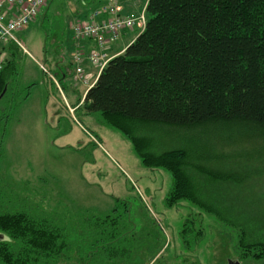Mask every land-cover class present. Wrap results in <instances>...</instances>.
<instances>
[{
  "label": "rangeland",
  "instance_id": "rangeland-1",
  "mask_svg": "<svg viewBox=\"0 0 264 264\" xmlns=\"http://www.w3.org/2000/svg\"><path fill=\"white\" fill-rule=\"evenodd\" d=\"M97 1L46 0L39 16L15 34L28 54L20 52L17 80L0 105V127L5 128L0 137V192L5 194L0 195L5 201H0L5 207L1 210L49 216L53 224L71 227L72 264L84 259L78 252L89 247H103L106 251L97 256L104 254L106 264L234 261V236L212 217L201 219L204 235L196 250L183 252L179 232L185 220H197V212L184 203L177 208L165 205L171 175L145 167L129 140L97 114L82 108L70 111L86 89L72 78L70 26L89 20ZM120 1L142 6L146 0ZM237 127L210 123L177 128L143 122L135 123L132 133L148 142L152 152L185 151L189 161L227 173L226 181L213 182L216 200L242 207L252 228L264 234L263 134ZM88 218H107L101 242L79 229ZM112 237L118 240L103 246Z\"/></svg>",
  "mask_w": 264,
  "mask_h": 264
},
{
  "label": "trees",
  "instance_id": "trees-1",
  "mask_svg": "<svg viewBox=\"0 0 264 264\" xmlns=\"http://www.w3.org/2000/svg\"><path fill=\"white\" fill-rule=\"evenodd\" d=\"M101 2L105 3L96 8ZM94 5L96 23L142 15L144 25L134 24L119 32L117 39L126 31L137 35L86 85L76 82L86 89L70 111L82 108L87 114H97L129 140L145 167L171 175L165 205L177 208L184 203L197 212V220H185L179 232L183 252L189 255L196 250L204 235L201 219L212 217L234 236L237 264H264V234L252 228L251 217L242 207L216 200L213 182L226 181L227 173L189 161L185 151L152 152L148 142L132 133L134 124L143 122L177 128L235 124L240 130L262 132L259 139L264 140V0H146L138 14L129 16L122 14L116 0H98ZM79 22L70 26L73 45L72 26ZM92 47L93 43L89 50ZM20 52L28 54L16 43L0 44V105L17 80ZM72 63L73 78L77 64ZM55 86L62 96L61 87ZM3 114L0 109V117ZM4 131L1 126L0 137ZM3 203L0 234L5 239L0 241V264H72L68 257L73 250L71 227L53 224L49 216L32 218L25 212L1 210ZM104 220L85 219L79 229L90 231L95 242H101ZM117 240L112 237L103 246ZM103 251V247H89L78 252L84 258L78 264H106L104 254L97 256Z\"/></svg>",
  "mask_w": 264,
  "mask_h": 264
},
{
  "label": "built area",
  "instance_id": "built-area-1",
  "mask_svg": "<svg viewBox=\"0 0 264 264\" xmlns=\"http://www.w3.org/2000/svg\"><path fill=\"white\" fill-rule=\"evenodd\" d=\"M46 0H0V44L5 42H13L21 46L15 34L24 30L31 20L38 17L40 11L44 8ZM105 10V8L103 9ZM118 9H116L117 11ZM96 13L90 16L89 20H84L72 26L74 41V57L73 61L77 64L73 80L75 82L87 84L91 79L90 74H84L83 61L88 63L100 71L105 64V57L102 54L103 49L114 43L119 32L136 24L138 27L144 25V18H115L108 22L96 23L94 17ZM84 41H91L93 47L83 52L81 45ZM3 60L0 57V69ZM40 69L45 72V68L40 65ZM92 141L98 145L99 143L92 138Z\"/></svg>",
  "mask_w": 264,
  "mask_h": 264
},
{
  "label": "crops",
  "instance_id": "crops-1",
  "mask_svg": "<svg viewBox=\"0 0 264 264\" xmlns=\"http://www.w3.org/2000/svg\"><path fill=\"white\" fill-rule=\"evenodd\" d=\"M130 2H131V0H130ZM104 3L105 2H101L100 4H97L96 8H98L100 5L102 6V4H104ZM116 3L120 6V8H122V11H121L122 14L125 16H127V15L129 16V15L138 14L139 11H141L144 8L146 1H144L142 6L133 5L132 2L129 4H123L122 1H120V0H116ZM89 12H90V10L87 12V14ZM106 17H108V15H106ZM102 18H105V17L102 16ZM80 19H82V18H80ZM79 21H83V20H79ZM130 35H132V36L129 38ZM136 35H137L136 31L135 32L134 31H126V32L122 33V35L117 39V41L115 43L108 45L107 48L105 49V53L108 56V59L122 53L123 50L127 47V45H129L135 39ZM69 42H70V47L72 48L71 51H73L74 46H73V42H72V37H69ZM81 45H82L84 51L87 52L89 50V48L92 46V42L91 41H85V42L81 43ZM70 58L72 59L71 56H70ZM85 71L87 74H90V76L92 78H95L96 75L98 74L96 68L93 66L86 67Z\"/></svg>",
  "mask_w": 264,
  "mask_h": 264
},
{
  "label": "water",
  "instance_id": "water-1",
  "mask_svg": "<svg viewBox=\"0 0 264 264\" xmlns=\"http://www.w3.org/2000/svg\"><path fill=\"white\" fill-rule=\"evenodd\" d=\"M4 236L0 234V241L4 240ZM228 264H237L235 261H228Z\"/></svg>",
  "mask_w": 264,
  "mask_h": 264
}]
</instances>
